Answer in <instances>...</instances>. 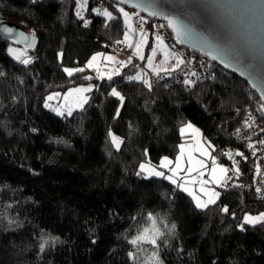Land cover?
I'll use <instances>...</instances> for the list:
<instances>
[{"label": "trees", "instance_id": "obj_1", "mask_svg": "<svg viewBox=\"0 0 264 264\" xmlns=\"http://www.w3.org/2000/svg\"><path fill=\"white\" fill-rule=\"evenodd\" d=\"M96 1L80 19L75 0H0V19L38 37L26 49L35 55L28 65L13 60L0 37V264H137L128 258L129 241L151 221L148 213L163 234L157 238L163 264H264V224L236 227L245 213L264 211V196L220 186L216 203L199 209L187 193L173 194L169 181L136 175L142 160L157 165L175 156L187 121L218 152L245 110L259 107V96L211 59L212 76L188 87L157 83L149 90L142 80L125 79L137 58L111 81L95 76L86 61L114 52L127 26L117 2ZM93 5L110 8L116 19L92 12ZM67 65L84 71L69 76ZM86 81L97 87L71 116L44 106L48 93ZM112 88L123 105L109 95ZM109 129L121 136L120 151Z\"/></svg>", "mask_w": 264, "mask_h": 264}, {"label": "water", "instance_id": "obj_2", "mask_svg": "<svg viewBox=\"0 0 264 264\" xmlns=\"http://www.w3.org/2000/svg\"><path fill=\"white\" fill-rule=\"evenodd\" d=\"M120 5L148 18L161 17L167 24L171 19L170 30L185 47L206 54L245 80L260 98L264 90V0H129ZM5 24L28 37L0 31L11 47L22 52L35 46L36 34L33 40L29 30L0 19V25Z\"/></svg>", "mask_w": 264, "mask_h": 264}, {"label": "snow or ice", "instance_id": "obj_3", "mask_svg": "<svg viewBox=\"0 0 264 264\" xmlns=\"http://www.w3.org/2000/svg\"><path fill=\"white\" fill-rule=\"evenodd\" d=\"M33 2H35V0H33ZM75 2L77 4L76 16L78 18H80V19H83V13L87 9L88 0H75ZM121 3H124V4L129 3V0H118V3L114 5V7L117 9V11L119 13H121L126 18L125 19V23L128 24L129 13L126 12L123 7H120ZM91 11L92 12H97L99 15H102V16L106 17L109 20H115L116 19V17L113 15V13L108 11L107 9H105L103 12H99L98 9L93 8V9H91ZM150 15H156V13H150ZM83 22H84L85 26H87L90 23V21L87 20V19H84ZM143 22H144V18L141 17L140 18V23L142 24ZM173 23L174 22L171 19L168 20V26L169 27H172ZM128 27L131 30V25L130 24H128ZM159 27H164V26L161 25ZM0 31L4 32L6 35H10L13 32H18L17 29L9 27L6 24L5 25H0ZM141 31H143V30L141 29ZM18 34L20 36H24L25 39H28V37L25 36V34L23 32H18ZM124 35H125V40H127L129 38L128 37V33H125ZM32 39L33 40L35 39L34 33H33ZM156 40L161 45L164 44L163 38L160 35H156ZM116 43H121V41H116ZM31 46L32 45L30 44L29 47H31ZM129 47H131V45H129ZM139 49H140V44L137 43V45H136V53H134V54H138L139 53ZM7 51H8V53L10 55H13V58L15 60H17L19 63H21L23 65H28V64H30L32 62L31 57H26V58L22 59L21 57H22L23 53H19L18 49H14L12 47H9L7 49ZM153 51H155V49H153ZM25 52H26V49H25ZM60 55L62 56V53ZM99 55H101V54L94 55L91 58V60L88 62L86 67H88V68L93 67L94 66L93 65V61H95L97 59V56H99ZM212 58L216 59L215 56H213ZM104 59L111 61V60L114 59V57L106 56V57H104ZM131 59L132 58L129 57L128 63L131 62ZM140 59H144V56L140 55ZM148 59H149V61H151V57H148ZM184 62L185 61L183 59H180L179 57H177V63L174 66V69H178L180 64H183ZM124 65H125V62L121 61L120 62V67H123ZM149 67H151V64H149ZM174 69H172V70H174ZM64 71L69 76H71L74 72H82V71H84V69L83 68H65ZM163 71L168 72L170 70L165 69ZM0 75H3V72H0ZM119 75H120V71H119V68H117L113 72L108 73L106 78L109 81H111L114 76H119ZM191 75H195V73H192ZM100 78H102V79L105 78L104 74H101ZM84 79L89 80V79H91V77L85 76ZM125 79H127L129 81H141L142 80V83L149 90H151V88H152V84L150 83V81L148 79H143V77L139 73L137 75H135V76L125 77ZM183 83L186 84V85L191 86L195 82L192 81V80H189V79H185L183 81ZM93 87H97V86H89V87H86V88L80 87V88H74V89L70 90V92H76V93H80L81 94L80 100L76 104L77 108H82L83 105L88 101V97L86 95H83V94L87 93V92H91ZM54 95H59V94L57 93V94H54ZM68 95H69L68 93L64 94L65 99H67ZM109 95L110 96H114V97H118L120 102H121V105H123L124 97L120 94L119 91H117L116 88H112V90L109 93ZM53 98H54V96H49L47 98V100H52ZM257 103L259 104V107L256 109V111L261 113L262 115H264V90H262V94H261L259 100L257 101ZM45 107H51V105H49L48 102L46 101L45 102ZM52 110L56 111L57 115H60V116L65 115V112L64 111H60L59 109L53 108ZM237 111H239V109H237ZM66 112H67L68 116L72 115V109L71 108H68L66 110ZM119 115H120V108H117L116 115L113 117V119H116L117 117H119ZM249 120L251 121V123H249V121H245L244 122L245 123V127H252L253 124L255 123V117H252L251 115L249 116ZM185 128H192V125L188 124V125H185L184 127H182L180 129V132H181L182 135L184 134ZM33 131H35V129H33ZM195 131L198 132L199 130L196 129ZM237 132H239V129L237 130ZM261 132H264V129H261ZM108 136H109V138H110V140L112 142V146L117 151H120V147H121V144L123 143V140H121L119 137L114 135L113 132L111 131V129H109ZM258 143L261 144V145H264V139H260L258 141ZM179 147L181 148V154L176 157V161H175V166L174 167H171V165L173 164V161L169 160L167 157H163L161 159L159 165H152L150 161H142V162L139 163L138 170L136 171V175L138 177H141L142 179H146V180L147 179H151L153 177H158V178H161L163 180L169 181L170 184L175 186L173 188V190H172L173 194H175L176 190H180V191H183V192L187 193L189 196H191L192 200L195 203L196 208L205 209V208L208 207V205L215 204L216 203V198H218L220 194L218 192L214 191V190L206 189L204 187V185L209 183V181H204V180H198L197 179V177H202L203 176V172H199V171H197L196 169H194L192 167L191 158H189V160H188V167L186 169H182L181 158H182V155H183L184 146L180 145ZM247 147L250 148V149H253V155H255L256 149L254 148V145L252 143H249L247 145ZM224 154L225 155H229V157H231V153H224ZM143 155L145 157L148 156V150L147 149H145ZM202 155H208L207 151L206 150L203 151ZM236 155L240 156V157H242L244 159H247V157L244 155L243 152H237ZM211 159H212V163H213V168H212V171H211V174H210L211 178H212L211 182L220 184L221 180L223 178L222 177L221 178H216L215 177V173L217 171V168L219 167L221 173H226L228 171V169L216 165L215 157H211ZM196 163H197V165H199L200 168L204 167V164H203L202 160H197ZM237 164H238V161L233 160V165L235 166ZM165 169L167 170V173H170V174H166ZM256 170H257V173L260 172V166L259 165H257ZM194 171H197V177L191 176V174ZM234 171L237 174H239V168L238 167H234ZM229 179H230V177H229ZM196 183H198L200 185L199 191L208 196L207 200L201 199V197L196 194L195 190H190L189 189V187H188L189 184H196ZM256 191L257 192H261L262 190L260 188H257ZM222 211L225 212V213H228L229 209L227 207H224L222 209ZM231 214H232V216L234 218H236V213L235 212H232ZM131 219L133 221H136L137 218L135 216H133V217H131ZM147 219L152 220L153 223H155V218L153 217V215L151 213H148ZM257 224H264V212H260L258 215H255V216L249 215L248 213H245L243 215V218L241 220H239V222L237 223L236 227L239 228L241 231H245V225L255 226ZM174 228H175V225L173 224L172 225V229H174ZM170 231H171V229H170ZM149 232H152V235H149ZM157 238H161V239L163 238V234L161 233V231L158 228H155V227H153V229H147L146 228V229H144L143 232H141L137 236L133 237L129 241V243L132 246H134V247L139 245L142 242H147V243L151 244L156 249V251H154L153 254H152V264H163V261L159 257V244H158ZM51 239L52 240H56L58 238L53 237ZM93 242H95V241H93ZM44 248H45V243H41L40 250L43 251ZM127 255H128V258L130 260L135 262V260H136V252L129 251Z\"/></svg>", "mask_w": 264, "mask_h": 264}, {"label": "built area", "instance_id": "obj_4", "mask_svg": "<svg viewBox=\"0 0 264 264\" xmlns=\"http://www.w3.org/2000/svg\"><path fill=\"white\" fill-rule=\"evenodd\" d=\"M96 2L100 7H103L104 4L101 1L97 0ZM128 13V22L132 26L131 30L134 38H136L139 32L145 37H150L152 34L160 35L166 46L185 61L183 64H180L178 69L169 72L149 73V81L152 87L157 83H163L165 86L177 83L188 87L189 85L183 83L185 79L196 83L212 76L209 66L210 58L206 54L196 53L185 47L178 37L171 32L170 27L164 19L161 17L148 18L133 9L129 10ZM141 17L144 18L142 24L140 23ZM161 25L164 27H159ZM129 30L128 27L125 28L126 32ZM114 52L130 55L131 47L122 42L114 47ZM32 58H35V55ZM137 62L142 66L139 58H137ZM192 73H195V75H191ZM256 109L248 107L245 110L240 125L232 133L230 142L220 146L218 152L212 151L209 164L213 165L211 157H215L216 164L224 163L227 166L228 171L226 176L221 180V187L238 186L252 191L257 198H261L264 196V145L259 144L258 141L264 139V132H261V129H264V115L257 112ZM250 115L255 117V123L252 127H245V121L251 123L249 120ZM238 129L239 132H237ZM249 143L254 145L256 149L255 155H253V149L247 147ZM237 152H243L247 159L237 156ZM224 153H231V157ZM233 160L238 161V164L234 166ZM257 165L260 166L259 173L256 170ZM234 167L239 168V174L234 171ZM257 188H260L262 191L257 192Z\"/></svg>", "mask_w": 264, "mask_h": 264}, {"label": "rangeland", "instance_id": "obj_5", "mask_svg": "<svg viewBox=\"0 0 264 264\" xmlns=\"http://www.w3.org/2000/svg\"><path fill=\"white\" fill-rule=\"evenodd\" d=\"M88 5H89V0H88L87 8H88ZM120 7H123L126 12H129V10H132V9H128V8L122 6V5H120ZM93 8H96V9L99 10V8L96 5H93L92 9ZM105 9H107L110 12H112V10L110 8H108V7L101 9V11L103 12ZM76 10H77V4H76ZM86 11H87V9L84 11L83 16L85 15ZM122 17H123V19L125 21L126 18L123 15H122ZM128 24H129V22H128ZM138 34H139V36H138L139 38L144 37L143 41L141 43L139 42L140 49H139V56H138V57H140V55L144 56V59H140L139 58L141 60V62L143 63V64H141L142 67L139 66L136 63V61H134L136 58H134V60L131 59V62L128 63L129 57H133L131 52H130V55H127V54L117 53V52H112V51H102V52L98 51V52L93 53L88 58V60L86 61L84 66L86 67V65L88 64V62L91 60V58L94 55L101 54V55L97 56V59L95 61H93V65L94 66L90 68V69L94 70L95 76H97V77H101V74H104V76H107L108 73H111L114 70H116L117 68H120L119 67L120 66L119 63L121 61H124L126 65H132L131 63H133L134 65L137 64L135 67L132 68V71H131V73L128 76H135L138 73L142 75L143 74L142 72H144L146 76H149V73H152L151 70H149L151 67L148 68L144 64V61L146 59H148V57H151L150 63L152 64L153 68L159 67V69H166V68L174 69V66L177 63V56L174 55V53L172 51H170V49L166 46L165 43L163 45H161L160 43L154 42L152 46L151 45L147 46L145 44V41H146L147 37L145 38V36L141 32H139ZM123 39L126 42L125 36H124ZM134 45H135V42H134L133 46ZM132 48H131V51H132ZM147 49L150 50L149 54H147ZM153 49H155V51H153ZM19 53H23V55H26V52H24L23 50H22V52L19 50ZM103 54H106L107 56H112V57H114V59L111 60V61L106 60V59H104ZM106 61H109V64H107ZM82 67L83 66H79V65H67V66L64 67V69L65 68H82ZM170 71H172V70H170ZM159 72H165V71H159ZM97 74L100 75V76H98ZM145 75L143 76L144 78L146 77ZM89 86H93V83L91 81H86V82H81V83H78V84H74V85H71V86L67 87L64 90L52 91V92H50V93H48L46 95L45 100H44V106H45V102L47 101L48 104L51 105V107H46V108H48L50 110H52L53 108L59 109L60 111H64L65 114H67L66 110L68 108H71L72 111H74L76 109H80V108L76 107V104L79 102L81 94L80 93H76V92H70V90L74 89V88H80V87L86 88V87H89ZM57 93L59 95H54V94H57ZM65 93L69 94L67 99H65V96H64ZM83 95H86L88 97V92L84 93ZM49 96H54V98L52 100H47V98ZM53 112H55L57 114L56 111H53ZM188 124L192 125V128H185V131H184L183 135L180 132V134L182 135V140L180 141V143L178 145V151L175 154V156L170 157V156L164 155V156H162L159 159V162H158L157 165H159V163H160V161H161V159L163 157H167L169 160L173 161V164L171 165V167H174L175 166L176 157L181 154V148L179 146L183 145L184 146L183 155H182V158H181L182 169H186L188 167V160H189V158H191L192 167L198 171V169L200 167H199V165H197L196 161L197 160H202L203 161L204 158L206 157V155L201 156L202 155V149L201 148L203 147L205 149L206 146L204 145V142L208 143V141H205L204 139H202V135H201V131L199 130V127L195 123H193L191 121L185 122L183 125H181L180 129L182 127H184L185 125H188ZM196 129H198L199 131L198 132L195 131ZM113 134L116 135L117 137H119L122 140L121 136H119L118 134H116L114 132H113ZM142 161H147V160H142ZM203 163H204V161H203ZM206 163L208 164V161ZM152 165H155V164H152ZM217 165L220 166V167L228 169L227 166L224 163H220V164H217ZM212 168L213 167H210L209 169H207L205 171H201L200 170L199 172H203V176L202 177H197V171H194L191 174V176L197 177L198 180L209 181V183L205 184L204 187L206 189H211V190H214V191L218 192V188L220 187V184L211 182L212 178H211L210 174H211ZM165 172H166V174H170V173H167L166 169H165ZM226 173H221L220 169L218 167L217 171L215 173V177L216 178H221V177L224 178L226 176ZM199 188H200V185L198 183L192 184L191 187H189L190 190H195L196 194L198 196H200L201 199L207 200L208 196L205 195L204 193L200 192ZM248 214L255 216V215H258L259 213L258 214H250V213H248ZM153 227H154V225H153V222L151 220L147 224L143 225L141 228H138L136 236L139 233L143 232L144 229H146V228L147 229H153ZM149 235H152V232H149ZM133 251L136 252V260L135 261L137 262V264H152V254L156 250L151 244H149L147 242H142L139 245L135 246Z\"/></svg>", "mask_w": 264, "mask_h": 264}, {"label": "crops", "instance_id": "obj_6", "mask_svg": "<svg viewBox=\"0 0 264 264\" xmlns=\"http://www.w3.org/2000/svg\"><path fill=\"white\" fill-rule=\"evenodd\" d=\"M130 24V23H129ZM131 25V24H130ZM126 27H128V24H127V26ZM129 28V27H128ZM131 29H132V26H131ZM125 33H128V39L126 40V42L124 41V39L122 40L125 44H127V45H131V48H132V51H131V54L133 55V57H131L133 60H134V58H140V57H138L139 56V53L138 54H134V53H136V45H137V43H141L142 41H143V39H144V37H141V38H139L138 36H139V34H137L136 35V38H134L133 37V33H132V30H129V31H127V32H125ZM146 38V37H145ZM134 42H135V45L133 46V44H134ZM154 42H157V43H159L157 40H156V34H152L150 37H147V39H146V41H145V44L148 46V45H153V43ZM171 51V50H170ZM150 53V50L149 49H147V54H149ZM174 53V55H176L177 57H179L180 58V56H178V54L177 53H175V52H173ZM146 55V54H145ZM103 56L104 57H106L107 55L106 54H103ZM146 58V57H145ZM181 59V58H180ZM106 63L107 64H109V61H106ZM120 64V63H119ZM144 64L148 67V68H150L149 67V64H151L150 63V61L148 60V59H146L145 61H144ZM126 65V64H125ZM124 65V66H125ZM123 66V67H124ZM120 67V66H119ZM123 67H120L119 68V71L123 68ZM153 66H152V64H151V68L149 69V70H151V72L152 73H155V72H159V71H163V70H165V69H159V67H157V68H153ZM167 70H172V68L170 69V68H166ZM169 72V71H168ZM143 74L141 75L142 77L145 75V73L144 72H142ZM98 75V74H97ZM98 76H100V75H98ZM146 76V75H145ZM106 77V76H105ZM143 79H148L149 80V76H146L145 78L143 77ZM199 130L201 131V129L199 128ZM201 135H202V139H204L205 140V138L203 137V134H202V131H201ZM206 141V140H205ZM204 145L206 146V148L204 149L203 147L201 148L202 149V152L203 151H207V153H208V155H206V157L204 158V167L203 168H199L198 169V171H205V170H207V169H209L210 167H213V165H210L209 164V159L208 158H210V156H211V153H212V148H211V146L209 145V143H206V142H204ZM201 156H203V155H201ZM208 159V160H207ZM208 161V164L206 163ZM217 165V164H216ZM191 185L192 184H189L188 185V187H191Z\"/></svg>", "mask_w": 264, "mask_h": 264}, {"label": "clouds", "instance_id": "obj_7", "mask_svg": "<svg viewBox=\"0 0 264 264\" xmlns=\"http://www.w3.org/2000/svg\"><path fill=\"white\" fill-rule=\"evenodd\" d=\"M26 57H31L32 58V55L33 54H31V53H28L27 51H26ZM13 60H15L14 58H13V56H11V55H9ZM17 63H19L17 60H15Z\"/></svg>", "mask_w": 264, "mask_h": 264}, {"label": "bare ground", "instance_id": "obj_8", "mask_svg": "<svg viewBox=\"0 0 264 264\" xmlns=\"http://www.w3.org/2000/svg\"><path fill=\"white\" fill-rule=\"evenodd\" d=\"M21 58H22V59H23V58H26V55H22V57H21Z\"/></svg>", "mask_w": 264, "mask_h": 264}]
</instances>
